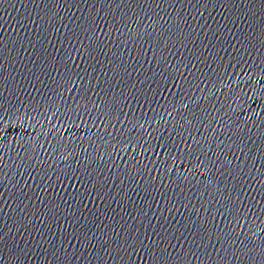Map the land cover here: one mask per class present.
Returning a JSON list of instances; mask_svg holds the SVG:
<instances>
[{"label":"water","instance_id":"95a60500","mask_svg":"<svg viewBox=\"0 0 264 264\" xmlns=\"http://www.w3.org/2000/svg\"><path fill=\"white\" fill-rule=\"evenodd\" d=\"M0 264H264V0H0Z\"/></svg>","mask_w":264,"mask_h":264}]
</instances>
